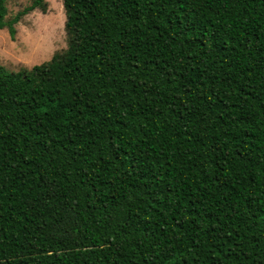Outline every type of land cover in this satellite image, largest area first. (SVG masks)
I'll use <instances>...</instances> for the list:
<instances>
[{
    "label": "trees",
    "instance_id": "trees-1",
    "mask_svg": "<svg viewBox=\"0 0 264 264\" xmlns=\"http://www.w3.org/2000/svg\"><path fill=\"white\" fill-rule=\"evenodd\" d=\"M63 3L0 64V264H264V0Z\"/></svg>",
    "mask_w": 264,
    "mask_h": 264
},
{
    "label": "rangeland",
    "instance_id": "rangeland-1",
    "mask_svg": "<svg viewBox=\"0 0 264 264\" xmlns=\"http://www.w3.org/2000/svg\"><path fill=\"white\" fill-rule=\"evenodd\" d=\"M7 18L29 5L32 0H5ZM67 11L63 0H44L41 8L25 14L15 24L11 37L7 29H0V64L9 70L48 60L58 50L76 46V36L66 27Z\"/></svg>",
    "mask_w": 264,
    "mask_h": 264
}]
</instances>
